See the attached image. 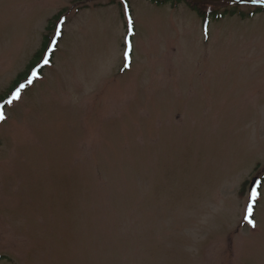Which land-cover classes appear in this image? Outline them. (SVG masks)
Wrapping results in <instances>:
<instances>
[{
    "label": "rangeland",
    "instance_id": "374dc122",
    "mask_svg": "<svg viewBox=\"0 0 264 264\" xmlns=\"http://www.w3.org/2000/svg\"><path fill=\"white\" fill-rule=\"evenodd\" d=\"M210 4L0 0V96L68 11L3 109L0 264H264V11Z\"/></svg>",
    "mask_w": 264,
    "mask_h": 264
},
{
    "label": "trees",
    "instance_id": "16d2710c",
    "mask_svg": "<svg viewBox=\"0 0 264 264\" xmlns=\"http://www.w3.org/2000/svg\"><path fill=\"white\" fill-rule=\"evenodd\" d=\"M151 2L155 3L156 5L160 6L166 3H171L173 5H177L180 3L188 4L196 13L202 18L203 25L207 28L209 25V22L211 19H220L223 17L226 13V11L222 14L216 9L215 7H212L210 4V1H204V2H198L195 0H150ZM230 6H239L240 4L237 3H231ZM253 4H248V6L252 7ZM255 8H258V11H264V6L259 5L255 6ZM67 10L63 11L62 13L56 15L51 19V22H49L50 26H48V29L52 31V35L49 33H46L44 35L43 45L40 48V50L33 56L31 59V64L28 66L25 73H23L16 82L9 88V90L0 96V105H4V102L10 98L13 92L16 91L17 88L20 87V85L25 84L26 81L31 78L33 70H36L38 72V77L43 75L44 70L47 68L48 64L54 63L55 58V52L58 51V46L60 43V40L64 37V25L67 22ZM254 14V11L251 12L248 16H251ZM245 17V15H243ZM61 21H63V24L61 25ZM60 26L61 35L57 39V44L54 51H50L52 47V40L55 37V33L57 30V27ZM49 31V32H51ZM132 41V36H131ZM47 57L49 60L48 64H44V59ZM36 79L33 80V82ZM29 86V85H28ZM28 86L26 88H28ZM25 89H22L21 92H23ZM6 105H4L3 109L5 110ZM261 181H264V176L261 178ZM247 185V182L244 183V188ZM245 189H243L244 192ZM256 210V206L253 209V212ZM254 217V216H253ZM1 259V258H0Z\"/></svg>",
    "mask_w": 264,
    "mask_h": 264
},
{
    "label": "snow or ice",
    "instance_id": "6c2138e0",
    "mask_svg": "<svg viewBox=\"0 0 264 264\" xmlns=\"http://www.w3.org/2000/svg\"><path fill=\"white\" fill-rule=\"evenodd\" d=\"M242 2L244 3H252V4H260V5H264V0H242ZM125 12L127 13V4L125 3ZM132 18L129 15L128 16V25H129V31H131L132 28ZM63 24V21H61V25ZM61 35V31H60V26L57 27L56 33H55V37L53 38L51 44L52 47L50 49V51H54L56 44H57V39L59 38V36ZM131 50V43L128 42V51L125 52V59H128L129 56V52ZM44 64H48L49 60L47 59V57L44 59ZM127 66V65H126ZM38 77V72L36 70H33L32 72V76L31 78H29L25 84L20 85L19 88L16 89L15 92L12 93V95L10 96L9 99H7L4 102V105H11L13 104L14 101L19 100L20 97V93L22 91V89H24L25 87H27L28 85L32 84L34 79H37ZM4 105H0V121L5 119V115L3 112V107ZM262 185H264V181H260V180H255L254 181V186L250 189V193H249V198H248V203L246 205L245 211H244V215H243V219L244 221L247 222V224H249L252 228L256 227V223L253 219V209L258 201V199L261 196V192H260V188L262 187Z\"/></svg>",
    "mask_w": 264,
    "mask_h": 264
},
{
    "label": "water",
    "instance_id": "95a60500",
    "mask_svg": "<svg viewBox=\"0 0 264 264\" xmlns=\"http://www.w3.org/2000/svg\"><path fill=\"white\" fill-rule=\"evenodd\" d=\"M195 1H206V0H195ZM227 1H229V2H236V3H244V2H242V0H227ZM248 3H250V2H248ZM255 180H259V178L258 177H255V178H253L252 180H251V185H250V189L254 186V181Z\"/></svg>",
    "mask_w": 264,
    "mask_h": 264
}]
</instances>
